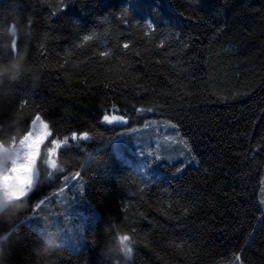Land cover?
<instances>
[{"label":"trees","instance_id":"trees-1","mask_svg":"<svg viewBox=\"0 0 264 264\" xmlns=\"http://www.w3.org/2000/svg\"><path fill=\"white\" fill-rule=\"evenodd\" d=\"M66 2L0 0V28L17 25L39 81L13 86L0 130L39 115L50 140L89 137L61 148L70 165L29 197V214L12 226L13 264H31L39 232L28 221L76 173L99 218L63 264H112L101 249L113 217L134 235L130 264H264V0ZM111 114L129 127L171 124L173 147H188L197 166L147 178L113 150Z\"/></svg>","mask_w":264,"mask_h":264},{"label":"clouds","instance_id":"clouds-1","mask_svg":"<svg viewBox=\"0 0 264 264\" xmlns=\"http://www.w3.org/2000/svg\"><path fill=\"white\" fill-rule=\"evenodd\" d=\"M3 36L8 37L10 54L7 58L0 56V104L11 96L15 84L30 76L33 87L39 86L28 51L17 47V25L8 23L6 28H0V37ZM51 136L49 124L41 117H36L29 126L13 119L9 130H0V225L10 226L7 231L0 230V264H13L12 226L29 214L31 194L70 165L59 153L60 142L49 140ZM105 233L107 242L101 255L111 259L112 264H130L136 243L130 228L113 217L105 226ZM37 240L31 250V264H63L72 255L64 228L54 220L44 222ZM116 257H122L123 261Z\"/></svg>","mask_w":264,"mask_h":264},{"label":"rangeland","instance_id":"rangeland-1","mask_svg":"<svg viewBox=\"0 0 264 264\" xmlns=\"http://www.w3.org/2000/svg\"><path fill=\"white\" fill-rule=\"evenodd\" d=\"M106 116L109 119L105 121L103 118L104 123L120 128L119 135L114 138L112 143L116 155L123 161L132 163L147 178L165 174L166 165L174 167L178 172L182 165L184 168L197 166V163L192 160V154L188 147L183 145H178L177 148L173 147L171 124L146 119L141 125L129 127L128 121L124 117L114 114ZM120 118H123V122ZM83 136L84 134L80 136L76 134L75 139L71 136L68 138L67 144L64 143V139L59 141L61 148L68 146L70 141L86 140ZM78 178L76 182H73L71 189L64 195H60L59 200L48 204L47 209L36 207L35 218L28 221L36 231L40 232L44 228V222L54 220L64 228L66 245L75 252L85 247L86 232L99 218V212L92 208L91 203L85 197L86 185L83 179L80 175ZM50 207L51 210H49ZM44 212H48V216ZM231 264H242V262L236 259Z\"/></svg>","mask_w":264,"mask_h":264},{"label":"snow or ice","instance_id":"snow-or-ice-1","mask_svg":"<svg viewBox=\"0 0 264 264\" xmlns=\"http://www.w3.org/2000/svg\"><path fill=\"white\" fill-rule=\"evenodd\" d=\"M67 3H68V0H67V2L65 3V7L67 6ZM125 12H127L128 11V9H125L124 10ZM88 39H90V37H88V36H85V40H88ZM108 117L107 116H104V120L105 121H108ZM120 120H121V122H123V118H120ZM75 136H76V134L75 133H73V139H75ZM83 138L84 139H87L88 138V134L87 133H84V136H83ZM64 143L65 144H67L68 143V137H65L64 138ZM76 175L77 176H79V173H76ZM37 208H39L40 207V205L39 204H37V206H36Z\"/></svg>","mask_w":264,"mask_h":264}]
</instances>
